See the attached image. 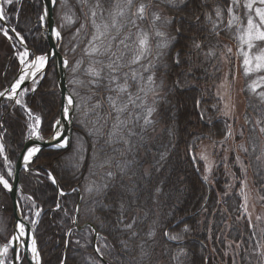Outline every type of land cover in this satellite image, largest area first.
<instances>
[{"label":"trees","instance_id":"obj_1","mask_svg":"<svg viewBox=\"0 0 264 264\" xmlns=\"http://www.w3.org/2000/svg\"><path fill=\"white\" fill-rule=\"evenodd\" d=\"M137 2H139V0H137ZM212 2L213 0H192V2L188 3L186 6L181 5L184 9L182 12H176L165 4H160L158 7L155 6V4L153 5V7L157 8H154L156 11H158L159 8L160 10H164L167 16L174 17V22L171 25V32L173 34H175L177 26L182 28L179 43L176 48L172 49V57L175 56L176 49L187 52L193 39L203 40V52L209 50L216 51L220 43L219 38L221 34L218 36L216 33L210 32L207 28L208 23L205 22L206 14L208 15ZM26 6L27 9H29V6ZM38 13L39 10H37V14ZM56 16L55 12L54 17L58 25L59 22ZM196 17H199L198 21ZM14 23L15 21L12 19L11 26H15L17 31L25 37L27 45L29 47L31 46V49L36 53H43L45 46H39V41L37 40L38 29L35 30V32H31L32 23L26 20L25 26H27V29L23 28L19 23ZM61 31L64 41L60 49L62 54L67 57V49H65L67 42L65 35L67 32L64 31V29ZM228 37L229 35L225 32L222 38L228 39ZM7 52L8 53L4 55V60L6 59V62H8L14 70L13 74L8 76V81L16 74V62L11 59L10 49ZM197 54L196 52L192 53V71L183 90L176 89L173 91L172 89L173 83L177 79L176 74L179 72H188L187 57H184V66L182 68H177L171 63V58L166 56L164 64H168L173 70L168 71L167 75H164L166 71L165 68L162 73L161 71L158 72V75L162 74L165 80V88L168 94L167 99L160 100L157 105V115H155L153 119L156 123L146 134L148 142L144 145V148H150L151 151L146 153L144 149H141L136 153V158L139 163L133 165L132 171L135 172V175H132V171H130L122 180L120 176L117 175L118 183L122 182L129 187L135 184L137 187L138 198L136 203L132 205L131 210L127 213V218L128 221H131L133 216L137 217L138 222L135 227L140 235L131 242L129 251H122L120 246L117 245L116 251L112 253L111 258L106 255L105 260L109 262V264H137V261L140 259V249L136 247V244L140 243L142 240H147L144 234L148 232L152 221L157 219V213H159V219L162 225L176 227L178 218H182V220L188 224L190 231L185 234V239L182 242V247L187 252V256L180 257L183 264H254V260L250 254L256 247L253 244L254 240L250 241L251 247L249 246V237L252 234H250L248 221L242 222L237 219L239 211L238 197L236 194H233L223 199V186L225 183L223 181L225 177L221 172L219 173L220 175L217 176L218 178L213 181V186L208 189V182H205L203 179V165L199 162L196 167L191 160V152H195V149L204 143L220 144L223 140H227L230 147H233L239 139L236 135L235 137L231 136L225 139L229 123L219 117L220 103L207 99V94L204 91L211 80L208 75V69L209 66H211L212 56L211 58L205 57L203 60L197 59L195 62V56ZM6 62L4 61V63ZM4 65L5 64H3V69ZM48 88L53 89V91L55 90L54 72L51 69H48V73L38 86L35 94L27 96V99H25V104H27L33 112L37 114L40 113L39 115L42 117L44 134L49 133L51 123L59 109L57 93L50 94L47 97L45 96V90ZM261 91H264V87L260 88L256 93L244 95L242 102V120L239 122L245 128V136L243 135V137L246 138V145L249 148L248 157H251V147L255 146L257 140L255 127L257 120L261 121L260 126H264V102H262L258 96V93ZM94 99H99V97H94ZM197 101H200L199 107H197ZM45 106H50L49 111ZM7 109V106L0 108V110H3L2 112ZM107 110L108 108L105 105L104 112H107ZM11 111L22 113L19 107L13 108ZM76 113L73 122L74 136L83 141L82 144L84 147L87 146L85 152H83V159L80 157L78 160L81 161L79 162L80 170L76 171L75 168L72 170V168L64 166L68 171V175L67 177L62 176V169L56 166V161L64 159L62 156L65 155L64 153L68 150L52 152L53 158L57 159L56 161L50 158L47 159L44 156H41L37 161L38 163L40 162V165L43 164V166L50 168V171L60 184L66 182V185H68V187L66 186L67 189H73L74 185H78L84 200L86 193H84L82 185L85 184L84 180L86 174L88 172L96 173L101 169L99 167L101 160L95 158L93 144L95 143L98 150L104 147V151L100 152L101 159L105 154L115 157L113 160V167L111 169L108 168L112 171H118L115 164L124 159L118 152H113V147L123 148V145H114L112 147L105 146L104 137L91 134L92 124L90 121L95 119V115L89 113L86 120L81 124L77 115L83 113V111ZM201 116L204 118L201 119ZM205 117L209 118L211 122ZM18 119H22V116L20 115ZM19 121L24 124L22 120ZM109 122L111 123L110 120ZM2 123L7 130L5 143L7 142L11 147L10 142H12L20 149V137L18 134L19 130L22 131L23 128L14 126L10 121V117L3 119ZM170 129L171 134L169 133ZM137 131H139V129H137ZM13 134L15 135L14 138ZM16 138L19 139V143H17ZM253 141H255V143ZM165 151L167 152V159L163 162V167L160 172H157L153 164L155 160L159 159V153ZM127 159L131 160L132 154H129ZM233 159L234 157H231V163ZM37 161L35 163H37ZM250 170V179L251 176L253 180L259 178L258 173L255 175V170H252L251 167ZM145 171L150 172L151 176L145 178ZM234 172L239 174L236 168H234ZM104 173L105 172L101 174L99 182L103 180ZM129 176H131V179H129ZM181 177L183 179H181ZM162 181L163 183H161ZM48 186L51 189L50 184H48ZM156 186L162 188L163 194H161L157 198V202L154 203L152 197ZM67 189H65V191H67ZM86 197L92 200L91 195ZM76 198L77 192L74 191V198L71 204L72 208L75 207ZM132 199L131 196L127 197L129 202ZM7 202L8 204H5L2 199L3 206H1L2 209H0V222L5 219L7 223L8 221L10 222L11 212L8 199ZM55 203V201H48L46 205L43 203V206L46 208L43 211L42 223H39L36 228L37 235H40L39 250L41 254V264H59L63 257L64 228H66L65 225L68 220L61 217V211H55L51 214V209L54 208ZM67 207L70 208L69 205H67ZM118 207L119 205L115 204L111 214L103 210H97L96 215L99 216L98 214L100 213V216L105 217L106 224H108V222L114 223L116 216L115 208ZM173 210L176 211L175 217L168 215V213ZM145 213L148 214L147 217H145ZM90 221L95 228L97 229L98 227L102 233L110 231L111 229V224H108L107 228H101L99 220L92 218ZM54 223L55 226L53 228L52 225ZM8 226L5 228L4 232L0 231V247L5 240V236L8 238L10 235L9 233L7 234L9 229ZM183 227L184 224L179 223V227H176V230L179 231ZM163 231L164 228L161 227L157 231L154 241L148 240L147 244H145V249L148 251L149 255L144 258V264H178V261L172 259V256L177 252L178 246L173 244L171 247H166V243L169 242L163 237ZM51 233H53V240L55 238L60 240L58 244L55 242V245L50 243L53 241L51 239ZM86 236L88 237L87 240H85ZM217 237H220V239L217 240ZM124 238L127 239V234H125ZM91 239L92 234L89 230L82 233L81 237L77 236L76 239L69 238L66 250L67 255L64 263L89 264V260L92 257H96L92 249ZM77 240L80 241V244L76 243ZM228 240L233 241L231 248H228ZM236 243H240L239 250H236ZM81 245H84V247H81ZM227 250L228 254L224 256V251Z\"/></svg>","mask_w":264,"mask_h":264},{"label":"snow or ice","instance_id":"obj_2","mask_svg":"<svg viewBox=\"0 0 264 264\" xmlns=\"http://www.w3.org/2000/svg\"><path fill=\"white\" fill-rule=\"evenodd\" d=\"M52 2L55 4L57 0H52ZM60 2L65 8L69 7L66 0H60ZM77 2L88 7V12L85 15L88 23H90L91 31H87L86 23H81L76 31V35L83 32L89 38L86 41L85 47L82 49V58L75 65L71 66L73 73L80 72V77L70 81L74 87L72 93L64 98L66 104L62 107V116L65 120L70 119L72 114L70 110L77 112L83 111L85 117L89 113H93L95 119L90 121L92 124L91 134L104 137L105 146L123 145V148L113 147V152H118L124 158L115 164L118 171L109 170L104 173V178L101 182L97 183L93 181L90 185L86 186V191L92 196V204L87 208V211L93 215L94 219L100 221L101 228H107L108 224H111L110 231L103 233L101 231H95L97 246L94 251L96 257H92L89 260V264H105V256L107 255L111 258L112 253L116 251L117 245L120 246L122 251H129L131 242L140 235L135 227L138 222L137 217L133 216L131 221H128L127 218V213L131 210L132 205L136 203L138 198L137 187L135 184L129 187L122 182L118 183L117 175L122 180L124 176L132 171L133 165L139 163L136 158V153L141 149H144L146 153L151 151L150 148H144V145L148 142L146 134L156 123L152 117L157 112V105L160 100H166L168 94L164 87L163 79L157 80V73L161 67L166 69L164 75H167L168 71L173 70L168 64H162L161 61L165 56H169L172 64L177 68H182L185 64L184 57H187L188 72H179L176 74L177 79L173 83L172 89L173 91L176 89L183 90L192 71V53H203L207 58L213 55V51L203 52V40L193 39L187 52L176 49L175 56L172 57V49L176 48L179 43L182 28L177 26L175 34H173L171 32V25L174 22V17L162 16L160 12L152 10L154 4L157 7L160 4H165L176 12H182L184 9L181 5L186 6L192 0H146V2L145 0H139V2L137 0H95V3H90V0H77ZM6 6L11 7L6 9ZM22 6L23 0H0V21L4 22L5 25H11L12 18L15 17L17 23H19ZM236 8L247 10L246 27L240 31L238 37L241 46L239 56L243 58L244 74L247 76L253 71H264V0H246L243 4L240 3V0H231V4L227 7V12L230 17L227 24V28L229 29L233 27V22L237 19V16L234 14ZM213 11L215 12L216 19L219 20L222 10L217 6ZM253 12L255 13V17L252 15ZM48 14L46 10L44 14L39 16V20L43 21ZM73 18L74 14L69 15L68 13H65L61 17L66 24H71ZM196 19L198 21L199 17H196ZM206 19L212 23L211 31H215L219 35L216 21L212 20V17L207 14ZM61 27H64V24ZM133 29H135V32H133ZM10 33L15 34V41H18L19 45L25 46V37L17 31L15 26L0 28V34L12 40L13 36ZM52 35L60 38L61 33L52 29ZM256 42H261V45H258ZM253 49H257V51L253 52ZM71 50L75 51V47ZM227 52L229 54L232 53V49L228 48ZM18 56L22 69L18 79L11 85L10 94H8V99L10 100L17 95V89L24 84L26 78L29 75L35 77L38 72L44 69L47 62L46 55H38L34 59L29 60V51L26 46L24 51L18 52ZM83 57H87V67L82 68V65L85 63ZM63 66L65 69L69 68L70 65L67 59L63 61ZM261 80L264 81V76L261 77ZM250 87L251 91L256 93L259 85L254 83ZM76 88L84 89L87 95H82L76 91ZM32 90L35 91V88ZM6 92L8 90L0 91V97L5 96ZM161 93H164V95H161ZM18 95L23 97L25 92L20 91ZM258 96L264 102V91L259 92ZM74 97H79V101L74 99ZM94 97H99V99H94ZM15 103L20 105L27 113L28 119L34 122L28 126L29 136L42 139L39 131L41 125L40 117L34 115L22 103V100L16 99ZM199 104L200 101H197V107H199ZM105 105L109 109L107 112H104ZM224 107L227 109L228 105L225 104ZM223 115L228 116L229 112L223 111ZM203 118L201 116V119ZM109 120L111 121L110 126L108 124ZM60 124L61 121L57 120L52 125V139L56 141L53 147L64 149L69 146L70 142L62 137L59 128ZM257 125L259 126V131L264 133V126H260V120H257ZM106 127L108 130L105 133L104 130ZM169 133L171 134V129ZM232 135L231 126H229V131L225 139ZM239 147L241 151H247L243 145ZM39 151V147H31L27 150V153L23 157L25 171L30 170L28 165L32 162V157ZM75 151L79 152V149H75ZM103 151L104 147L98 150L95 143L93 144L95 158L101 160L99 167L102 169L105 167L111 169L115 157L105 154L101 159L100 152ZM129 154H132L131 160L127 159ZM3 155L4 146L0 144V156ZM200 158L206 161L208 159L205 154H202ZM166 159V151L159 153V159L155 160L153 164L157 172H160L163 167V162ZM256 159L260 160V157L258 156ZM237 162H239V157H237ZM5 163L7 164V157H5ZM210 167L209 164H206L205 171H210ZM242 167L244 166L242 165ZM8 175L11 176L12 172L9 171ZM132 175H135L134 171H132ZM47 176L53 184L57 183L52 172L47 173ZM150 176L151 173L145 171L144 177L148 178ZM129 179H131V176H129ZM181 179L183 178L181 177ZM203 179L207 182L209 177L204 175ZM0 186L9 192L14 190V186L4 176H0ZM246 187L247 181L245 178L241 180L239 191V195H241L244 201L242 206L245 208V211L247 210L248 201V196L245 192ZM73 191H76V189H73ZM161 194H163L162 188L156 186L152 197L154 203L157 202V198ZM60 195L63 196L65 193L61 190ZM128 196L133 198L130 202L127 200ZM115 204H118L119 207L115 208L116 216L114 223L108 222L106 224L105 217L96 215L97 210H103L111 214ZM60 208L61 204L57 202L54 211ZM80 211V207L76 206V214L71 216L73 224L78 223V214ZM39 215L40 213L36 212V216ZM65 215H67V212H65ZM147 215L145 213V217ZM168 215L175 217L176 211L173 210ZM257 219L259 220L260 217H257ZM31 223L35 225L37 221L33 220ZM179 223H183L184 227L177 231L176 227H179ZM161 227L164 228L162 233L163 237L169 242L165 246L171 247L173 244L178 246L177 252L172 256V259L178 261V264H183L180 257L187 256V252L182 247V242L185 239V234L190 231V228L182 218H178L176 227L162 225L160 223L159 213H157V219L153 220L150 224L148 232L144 234L147 240H142L136 244V247L140 249V259L137 261V264H144V258L149 255L145 249V244H147L148 240L154 241L157 231ZM248 227L255 228V225L252 224L250 219L248 221ZM16 228L18 229V235H14L12 240H19L25 233V229L21 224L18 223ZM72 232L73 230L69 229L68 235L71 236ZM125 234H127V239L124 238ZM87 239L88 237L86 236L85 240ZM219 239L220 237H217V240ZM253 239H256L255 233L249 237L250 247V241ZM64 243L67 246L69 241L66 240ZM76 243L80 244V241L77 240ZM232 244L233 241L228 240V248H231ZM21 247H27V245H21ZM81 247H84V245H81ZM235 247L236 250H239L240 243H236ZM261 247L264 246L256 245L257 251L254 252L255 255L264 256V252L259 251ZM30 250L33 261L35 264H39L40 257L37 252L35 239L31 242ZM8 251V246L0 248V256L7 255ZM16 258L23 259L18 253ZM0 264H4V262L0 260Z\"/></svg>","mask_w":264,"mask_h":264},{"label":"rangeland","instance_id":"obj_3","mask_svg":"<svg viewBox=\"0 0 264 264\" xmlns=\"http://www.w3.org/2000/svg\"><path fill=\"white\" fill-rule=\"evenodd\" d=\"M245 2L246 0H240L241 4ZM66 3L69 6L68 8H65L63 4L60 2V0H57V2L54 5L55 7L54 11L56 12L57 15L56 17L59 22L58 23L59 28H62L64 29V31L67 32V34L65 35V38L67 40L66 48H65L67 49L66 50L67 57L66 56L64 57L69 61V65H70L69 68L66 69L67 71L66 81H67L68 90L69 92L72 93L74 86L70 83V81L80 77V72L73 73L71 70V66L75 65V63L82 58L83 56L82 49L85 47L86 41L89 38L88 36H85L83 32H81L79 35H76V31L80 27L81 23H86L87 31L89 32L91 31V26L90 23H88L87 17L85 15V13L88 12V7L79 4L77 0H66ZM90 3H95V0H90ZM230 4H231V0H213L212 5L208 12V15L212 17V20L216 21V23L218 24V31H219V35L221 34V37L219 38L220 43L218 44L216 51L215 50L213 51L211 66H209L208 69V75L210 76L211 80L207 85L208 87H206L204 91L207 94V99L218 101L220 103L219 117L223 118L229 123L226 132L228 133L229 126H231V131L233 133L232 136L235 137L236 135V137L239 139L235 143V146L233 147H230L227 140H223V143L220 144L204 143L203 145L195 149V152H191L190 155H191V160L193 161L196 167L199 162L203 165V169H202L203 176L207 175L209 177L207 181L208 189L209 187L213 186V181L218 178L217 176L220 175L219 173L221 172L223 174V176L225 177L223 181L225 182L223 186V192H224L223 199H225V197L229 195L236 194L239 202V211L237 218L239 217L238 220L242 222H247L250 219L252 224L255 225V228H250V234L255 233L256 239H253L254 240L253 244L256 247V245L258 244L264 246V133H261L259 131V126L256 124L255 127L257 133L256 134L257 140L256 143L255 141H253L255 143V146L251 147L252 148L251 157H248L249 148L246 145V138L243 137V135L245 134V130H244L245 128L242 126V124L239 121L242 120V112H243L242 102L244 99V95L253 93L251 91L250 86H252L254 83L256 85H259V87H257V91L260 88L264 87V81L261 80V77L264 76V71L261 72L253 71L247 76L244 74L243 58L239 56V51L241 46L238 37L240 35V31L244 27H246L247 10L241 8H236L234 10V14L237 16V19L233 22V27L229 29L227 28V24L230 17L227 12V7ZM26 5L29 6L28 7L29 9H27ZM217 6L222 10L221 17L219 18V20L216 19L215 12L213 11ZM8 7L11 6H6V9ZM17 7H19V5H17ZM154 8L155 7H153L152 10L156 11L155 9L157 8L155 9ZM37 10H39L38 14H37ZM40 11H41V7L39 5L38 0H23V6L20 11L19 25L27 29V26H25V20L31 22L32 23L31 31H32L33 28L34 29L36 28L35 25L37 24L36 17L40 15ZM157 12H160L162 16H167L164 10H160L158 8ZM65 13H68L69 15L74 14L73 22L71 24H66L65 21L61 19V17L65 15ZM252 15L253 17H255L254 12L252 13ZM12 19H14L15 23H17L15 17H13ZM205 22L208 23L207 28L210 30V32L216 33L215 31H211L212 23L207 19ZM62 24H64V27H61ZM125 31H127V29H125ZM133 32H135V29H133ZM225 32H227V35H229L228 39L222 38ZM38 43L39 46L40 45L45 46V50L43 51V53H41L44 54L47 51L46 50L47 46L45 45V42L41 41ZM256 43L258 45H261V42H256ZM9 44L11 49L7 44V41H5V37L2 34H0V88L4 86V85L2 86V82L5 83L8 76H11L14 72L11 65L8 62H6L7 60L6 59L4 60L5 58L4 55L5 53H8L7 51H9V49L13 55L15 53L12 44L10 42ZM73 47H75V51L71 50ZM228 48L232 49V53L229 54L227 52ZM256 51L257 49H253V52ZM83 58L85 60V63L84 65H82V68L87 67V57H83ZM204 58L205 56L203 55V53L197 54L195 56V62L197 61V59L203 60ZM165 59L166 56L161 61L162 64L165 63ZM4 61L6 63H4ZM254 63H253V68H254ZM3 64H5L4 69H3ZM163 70L164 67H161L160 68L161 73L163 72ZM3 72L5 73V75H3L4 74ZM43 79L44 76L42 79H40L41 83ZM160 79H163L164 87H165L166 84L164 78L162 77V74L158 75L157 73V80L159 81ZM38 85H39L38 81H36L35 83L33 82V84L27 88L25 95L21 97V99L20 98L19 99L22 100V102L25 104V99H27V96H30L31 94H35V92L38 89ZM33 88H35V91L32 90ZM45 91H46L45 92L46 97L49 96L50 94L52 95L57 93L55 92V90L53 91V89L51 88H48ZM76 91L80 92L82 95H87L84 89L76 88ZM161 95H164V93H161ZM57 99L59 103L58 93H57ZM74 99L79 101V97H74ZM225 104L228 105L227 109H225L224 107ZM59 107H60V103H59ZM107 111H109V109ZM223 111H228L229 115L224 116ZM76 112L77 111H74L75 113L74 118L76 117L77 114ZM33 114L39 115L40 113L37 114L34 112ZM155 115H157V112L156 114L153 115L152 119L155 118ZM77 118H79L81 124L84 120H86V117L84 116L83 113L78 114ZM207 120L210 121L209 118H207ZM33 123L34 122L32 121V124ZM108 124L110 126L111 123L108 122ZM107 130L108 128L106 127L104 130L105 133L107 132ZM71 135L72 136H71L70 147L68 148V151L64 153L65 155L62 156L64 159L62 160L59 159V161H56L57 162L56 166H59L62 169V176H66V177L68 175V171L64 166L70 167L72 168V170L73 168H75L76 171H79L80 170L79 162L81 161L78 160L80 157L83 159L84 157L83 152H85V148L87 147V146L84 147V145L82 144L83 141L80 138L74 136V130H72ZM240 145H243L244 148L247 149V151H241L239 147ZM75 149H79V152H76ZM49 151H50L49 153H51L58 150L55 151L49 150ZM202 154L207 155L208 157L207 161L200 158ZM258 156L260 157V160L256 159ZM231 157H234L232 163L230 160ZM237 157H239V162H237ZM39 163L38 161L37 163L34 162L35 165L36 164L40 165ZM206 164H209L211 166L210 171L208 172L205 171ZM242 165L244 167H242ZM250 167L252 168V170L256 171L255 175L258 173L259 178H257L256 180H253L252 176H251L252 180L249 178L251 171ZM234 168H236L239 171V174H236L234 172ZM32 169L33 170L30 173L25 170L22 171V177H21V180L22 178L25 180L26 186L24 187L26 190H28L31 193L30 195L32 199H29V197L27 196H23V193L19 192L20 209L24 208L23 209L24 213L23 211L20 212L27 222L28 219L26 218V215L30 218V220H37V218H39L38 216H36V212H39L40 214L43 213V211L46 208L43 206V203L46 205L48 201L49 202L58 201L56 195L57 192L56 186L55 184L52 183L51 180L48 179L47 176V173L51 172L50 168H47V166H45L43 168L44 174H39V169L37 170H35L34 168ZM108 170L109 169L105 167L103 169L102 168L99 169V172L97 171L95 174H93L92 172H88L86 174L84 180L85 184L82 185L83 191L84 193H86V195L81 203V208H80L81 211H80V219H79L80 223H84L87 220H91L92 218H94L93 215L87 211V208L92 204V200L86 197L88 195H91L86 191V186L90 185V183L93 181H96L98 183L101 179V174L103 172L106 173ZM0 171L3 172V167L1 164H0ZM245 178L247 181V187L245 189V192L247 193L248 196L246 211L245 208L242 206L244 204L243 198L241 197V195H239L241 180ZM55 179L57 181L56 183L57 188L59 190L62 189V191L65 193V195L61 196L62 200L60 201V204L69 205L70 207V208L68 207L63 208L64 209L63 214L67 212L70 213L71 215H74V210H72L73 208L71 204L74 198L73 189L75 188L73 187V189L72 188L67 189L68 185H66V182L60 184L57 178ZM48 184H50L51 189L49 188ZM65 189H67V191H65ZM225 193H227V195H225ZM7 197L8 196H6V194L1 196L0 209H2L1 206H3L2 199L5 204H8ZM55 207L56 206H54V208ZM10 209H11V204H10ZM98 215L100 216V213ZM69 217L66 223V225L68 226L70 225ZM257 217H260V219L258 220ZM0 223H1L0 231L4 232L5 228H7L8 226L7 220L6 219L4 221L2 220ZM53 225L55 226V223ZM64 231L66 232V228H64ZM67 234L68 232H66L65 236ZM50 243L54 245V241ZM255 251H257V249H254L250 254L254 260V264H264V256L255 255L254 254ZM259 251L264 252V247H261ZM227 254H228V250L224 251V256H227ZM7 255H5V257L3 256L2 261L4 262V264H8L6 262L8 261V258L10 256L9 251ZM23 259L21 260V264H26L25 260Z\"/></svg>","mask_w":264,"mask_h":264},{"label":"water","instance_id":"obj_4","mask_svg":"<svg viewBox=\"0 0 264 264\" xmlns=\"http://www.w3.org/2000/svg\"><path fill=\"white\" fill-rule=\"evenodd\" d=\"M39 5L41 7V15L44 14V12L47 10L48 11V15L45 16V19L43 20L44 22V27L41 26V31L43 36L46 39V45H47V52L44 54L47 56V62L45 64L44 69H42L41 72H38L36 74L35 77H32L31 75H29L24 84L21 85V87L19 89H17V95L14 96L11 100L8 99V94H10V90H11V85L18 79L19 75L21 74V69L22 66L19 63V67L17 70V74L15 76V78L2 90L0 91H5L8 90V92H6V95L3 97H0V104L6 101H10L11 104H15V101L18 97V93L20 91H22L23 89H25L28 85L31 84V82L39 75L41 78L47 73V69L49 67V65L52 67V70L54 71V82H55V86H56V92L59 95V103H60V107H59V111H58V115L54 121L53 124H55V122L57 120L61 121V124L59 125L60 128V132L62 133V137H64L65 139H67L69 142L71 140V133H72V129H73V118H74V113L73 110L71 111V118L70 119H63L62 116V107L63 105L66 104V100L64 99L66 96L70 95L71 93L68 92L67 89V81H66V76H67V71L63 66V61L66 59L60 52V46L62 43V39L61 36L60 38H57L56 36L52 35V29H55L56 31L60 32L59 28H57V26L55 25V21L53 18V10H54V4L52 2V0H38ZM39 22H41L40 20H38ZM0 25L3 27H9V25H5L4 22L0 21ZM61 33V32H60ZM12 34L13 38H15V34L14 33H10ZM21 46V45H20ZM26 46V45H25ZM25 46H21V48L23 50H25ZM27 47V46H26ZM27 50L29 51V53H31L32 51L27 47ZM35 56H37L35 53H32V58L34 59ZM52 132H53V128L52 131L49 135V137L47 138H43V139H36V138H31L29 139V141H27L22 147V150L19 152V155L17 156V161L13 166V172L10 178V184L14 186V190L9 192V196H10V201H11V212L13 214V227H12V236L10 238V240L6 243L3 244L1 248L8 246L12 249V261L10 264H18V259L17 257V253L20 254V252H24V253H28L29 252V248H30V241L32 242L33 239H35V233L32 229V226L30 225V223L26 222L23 220L22 216H21V212H20V205H19V201H18V192H22L21 190V181L19 180V173L22 170L21 168L24 167L25 169V165H24V155L27 153V150L31 147H39L40 151L41 150H51V149H58L53 147V145L56 143V141H54L52 139ZM62 150V149H59ZM40 151L38 153H40ZM37 153V154H38ZM36 154V155H37ZM32 157V162L29 163L28 168L30 167V165L35 161V157ZM30 172L33 170L32 168H29ZM57 192H59V189L57 188V185L55 184ZM78 204L80 202V198H78ZM21 224L24 229H25V233L22 237L19 238V240H12V237L14 235H18V229L16 228L17 224ZM89 227L93 233H94V244L96 243L95 239V229L90 225L87 224L86 227ZM31 237V238H30ZM27 245V247H21V245ZM36 248H37V252H38V247L36 244ZM14 249L16 250L14 252ZM30 254L31 257H29V255L27 254L26 256V261L27 264H35V262L32 259V253L30 250ZM40 257V255H39ZM0 260H2V256H0ZM40 264V262H39ZM105 264H107V262H105Z\"/></svg>","mask_w":264,"mask_h":264},{"label":"bare ground","instance_id":"obj_5","mask_svg":"<svg viewBox=\"0 0 264 264\" xmlns=\"http://www.w3.org/2000/svg\"><path fill=\"white\" fill-rule=\"evenodd\" d=\"M40 15H41V11H40ZM39 15V16H40ZM39 16H37L36 18H37V20L39 19ZM41 23H42V26L44 27V22L43 21H41ZM38 29V26H37V28H33V30L32 31H34L35 32V30H37ZM31 31V32H32ZM38 36H37V40L39 41V42H41V41H46V39H45V37H44V39L42 38H40V32H39V29H38ZM12 35V34H11ZM13 40L15 41V38H13ZM6 41V40H5ZM17 43H18V41H16ZM16 42L14 43L15 44V46H16ZM7 43H8V41H7ZM8 45H9V43H8ZM25 45L29 48V49H31V46L29 47L28 45H27V43H26V40H25ZM33 50V49H32ZM47 52V51H46ZM61 52V51H60ZM12 53V52H11ZM61 54H62V52H61ZM63 55V54H62ZM11 59L14 61V62H16V66L18 67L19 66V60L17 61V59H15L14 60V58L11 56ZM45 77V76H44ZM1 89V88H0ZM1 107H3V105H2V103L0 104V108ZM45 108H47L48 109V111H49V109H50V106L48 107V106H45ZM13 109V108H12ZM11 109V110H12ZM11 110H5L4 112H2L3 110H0V116L3 118V119H5V118H9L10 117V121H11V123L14 125V126H16L17 128L19 127V128H23L22 129V131L21 130H19V134H18V136L20 137V145H21V148L20 149H18L17 147H16V144H14V143H12V142H10V145H11V147L7 144V142L6 143H3V142H1L2 143V145L4 146V155L3 156H0V164H2L3 162H5V157H7V162H11V163H16V161H17V156L19 155V152L22 150V146L27 142V141H29V139H31V137L29 136V132H28V130H27V127L25 126V123H26V115L24 114V112L22 111V113H18V112H15V111H11ZM52 110V109H51ZM51 110H50V112H51ZM57 113H58V110H57ZM56 113V114H57ZM22 116V119H18L19 118V116L20 115ZM57 116V115H56ZM56 116H55V118H56ZM55 118H54V120H55ZM19 120H22V122H24V124H22ZM53 120V121H54ZM53 121H52V123H53ZM51 123V124H52ZM9 133V132H8ZM8 137V136H7ZM15 137V135L13 134V138ZM12 138V137H11ZM64 138V137H63ZM43 139V138H42ZM16 141H17V143H19V139H17L16 138ZM63 151V150H62ZM62 151H60V152H62ZM50 151L49 150H41L40 151V153H38L37 155H36V159H35V162H36V160H38V159H40L41 158V156H44L45 158H50V159H52L53 161H56L57 159H55V158H53V154H52V152L51 153H49ZM15 153V154H14ZM13 156H14V158H13ZM50 161V160H49ZM32 165H35L34 164V162L32 163ZM37 165V164H36ZM34 169H36L37 167L36 166H32ZM38 167L39 168H37V169H39V174H44V170L42 169V168H44V166H43V164H41V165H38ZM198 173V172H197ZM0 176H4L5 178H6V175H5V172L3 171V172H1L0 171ZM19 177H22V172H20L19 173ZM7 179V178H6ZM24 186H26V184H25V180L22 178V185H21V188H22V190H23V192L26 194V196L27 197H29V199H32V197H31V193L28 191V190H26L25 189V187ZM45 189V188H44ZM8 193V191H6L5 189H3L2 188V186H0V196H2V195H4V194H7ZM58 202V201H57ZM57 202L55 203V206H56V204H57ZM11 203V202H10ZM77 205L75 204V207H76ZM75 207L72 209V210H74V212H75ZM63 208H67V205H65V204H61V208L60 209H57L58 211H61V213H60V215H61V217H64L65 219H68V217H69V220H70V225L68 226V225H65L66 226V231L68 232L69 231V229H72L73 230V232H72V234H71V238H77V236L78 237H81V234H82V232L80 231V229H79V226L77 225V224H73L72 223V221H71V214H68L67 213V215H65V214H63ZM23 209L24 208H22V209H20V211L22 212L23 211ZM10 212H11V209H10ZM59 215V216H60ZM79 217H80V215H79ZM26 218L28 219V222H30L31 223V221H33V220H30L27 216H26ZM13 221H14V218H13V214H12V212H11V219H10V222H8L9 223V226H8V232H7V234L9 233H11V231H12V226H13ZM37 221V223L36 224H39V223H42V220H36ZM96 231H100L99 229H98V227H97V229H95ZM52 234L53 233H51V239L53 240V237H52ZM35 235H36V237H35V241H36V244H37V246L40 244L39 243V237H40V235H37V233H35ZM76 235V236H75ZM31 238V237H30ZM56 244H58L59 243V239L58 238H55L54 240H53ZM8 242V239L7 238H5V240L2 242V243H4V244H6ZM30 243H31V241H30ZM55 243H54V245H55ZM25 254V256H24V258H26V256H27V254L29 255V257H31V254H30V248H29V252L28 253H24ZM8 256V255H7ZM22 259H20V261H21ZM64 261L65 260H62L61 262H60V264H65L64 263ZM109 263V262H108ZM40 264H41V260H40Z\"/></svg>","mask_w":264,"mask_h":264},{"label":"flooded vegetation","instance_id":"obj_6","mask_svg":"<svg viewBox=\"0 0 264 264\" xmlns=\"http://www.w3.org/2000/svg\"><path fill=\"white\" fill-rule=\"evenodd\" d=\"M43 130H44V129L42 128V131H43ZM36 167L39 168L38 165H36ZM44 167H45V166H44ZM37 168H36V170H37ZM42 169H43V168H42ZM44 181H45V180H44ZM44 181H42V182H44ZM40 182H41V181H40ZM40 184H42V183H40ZM23 212H24V211H23ZM43 213H44V212H43ZM43 213H41V214L38 216V217H39V218H37L38 220H42V218H43ZM27 217H28V216H27ZM28 218H29V217H28ZM49 218H50V216H49ZM29 219H30V218H29ZM53 228H54V225H53Z\"/></svg>","mask_w":264,"mask_h":264}]
</instances>
